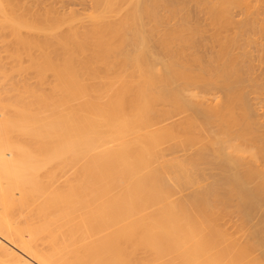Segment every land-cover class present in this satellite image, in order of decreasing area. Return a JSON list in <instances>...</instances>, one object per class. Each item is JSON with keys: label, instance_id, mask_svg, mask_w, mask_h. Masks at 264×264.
Returning <instances> with one entry per match:
<instances>
[{"label": "bare ground", "instance_id": "obj_1", "mask_svg": "<svg viewBox=\"0 0 264 264\" xmlns=\"http://www.w3.org/2000/svg\"><path fill=\"white\" fill-rule=\"evenodd\" d=\"M262 70L264 0H0V264H264Z\"/></svg>", "mask_w": 264, "mask_h": 264}, {"label": "rangeland", "instance_id": "obj_2", "mask_svg": "<svg viewBox=\"0 0 264 264\" xmlns=\"http://www.w3.org/2000/svg\"><path fill=\"white\" fill-rule=\"evenodd\" d=\"M262 72H263V70H262ZM264 73V72H263ZM249 96V95H248ZM250 98H251V95L249 96ZM254 113H255V111H253ZM255 115V117L257 116V118H255V119H257L258 120V117H259V114H254ZM259 119H261L260 117H259ZM262 120V119H261ZM257 216H255L254 218H255V220H258L259 219V217L258 218H256ZM255 220H253V222L255 221Z\"/></svg>", "mask_w": 264, "mask_h": 264}]
</instances>
